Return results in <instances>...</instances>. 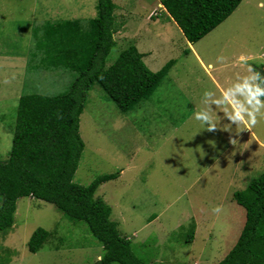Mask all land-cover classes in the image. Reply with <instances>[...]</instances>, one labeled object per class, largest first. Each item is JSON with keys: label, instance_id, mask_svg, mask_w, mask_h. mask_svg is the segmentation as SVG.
Returning a JSON list of instances; mask_svg holds the SVG:
<instances>
[{"label": "rangeland", "instance_id": "1", "mask_svg": "<svg viewBox=\"0 0 264 264\" xmlns=\"http://www.w3.org/2000/svg\"><path fill=\"white\" fill-rule=\"evenodd\" d=\"M113 1L117 45L107 65L132 46L151 51L143 59L152 71L174 63L154 93L125 113L93 86L80 116L85 147L74 180L87 185L99 175L120 173L96 195L112 206L140 256L217 264L246 220L234 193L264 172L258 74L264 68V0H242L196 43L188 42L158 0ZM155 10L161 15L153 19ZM96 12L97 0H0L1 160L12 148L20 97L62 94L76 75L41 63L36 45L42 27L86 21ZM193 224L195 237L187 242ZM39 227L52 234L33 253L28 241ZM103 254L84 222L31 197L17 201L12 228L0 231V264H100Z\"/></svg>", "mask_w": 264, "mask_h": 264}, {"label": "trees", "instance_id": "2", "mask_svg": "<svg viewBox=\"0 0 264 264\" xmlns=\"http://www.w3.org/2000/svg\"><path fill=\"white\" fill-rule=\"evenodd\" d=\"M158 2L188 42L196 43L225 21L242 0ZM116 8L113 0H97L94 17L50 21L42 27L41 38L37 36L41 63L50 68L62 66L76 75L62 94L30 93L19 99L12 148L7 159H0V231L12 228L17 201L31 197L53 204L72 221L84 222L103 246L100 264H167L140 256L133 239L121 232L112 206L96 195L119 172L99 175L87 185L74 180L85 147L80 116L93 86L99 85L125 113L154 93L174 63L171 60L152 71L143 59L145 54L132 46L107 65L117 45ZM160 15L155 10L152 18ZM260 98H264L262 90ZM234 198L246 209V220L237 242L217 264H264V172L245 190L236 191ZM195 228L191 225L187 242L193 241ZM51 234L37 228L28 241L29 250L37 252Z\"/></svg>", "mask_w": 264, "mask_h": 264}, {"label": "water", "instance_id": "3", "mask_svg": "<svg viewBox=\"0 0 264 264\" xmlns=\"http://www.w3.org/2000/svg\"><path fill=\"white\" fill-rule=\"evenodd\" d=\"M259 75H260V79H261V86H262V90L264 91V71L259 69Z\"/></svg>", "mask_w": 264, "mask_h": 264}, {"label": "crops", "instance_id": "4", "mask_svg": "<svg viewBox=\"0 0 264 264\" xmlns=\"http://www.w3.org/2000/svg\"><path fill=\"white\" fill-rule=\"evenodd\" d=\"M160 5H161V4H159V6H160ZM142 53H143V52H142ZM150 53H151V51H148L147 53L144 52L145 55H148V54H150Z\"/></svg>", "mask_w": 264, "mask_h": 264}, {"label": "clouds", "instance_id": "5", "mask_svg": "<svg viewBox=\"0 0 264 264\" xmlns=\"http://www.w3.org/2000/svg\"><path fill=\"white\" fill-rule=\"evenodd\" d=\"M161 6V5H160ZM262 70V69H261Z\"/></svg>", "mask_w": 264, "mask_h": 264}]
</instances>
